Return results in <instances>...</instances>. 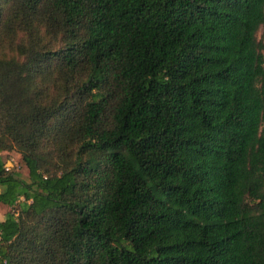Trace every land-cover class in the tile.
Here are the masks:
<instances>
[{
	"label": "trees",
	"instance_id": "16d2710c",
	"mask_svg": "<svg viewBox=\"0 0 264 264\" xmlns=\"http://www.w3.org/2000/svg\"><path fill=\"white\" fill-rule=\"evenodd\" d=\"M59 36L0 61V264H264V0H16ZM56 61L71 158L41 153Z\"/></svg>",
	"mask_w": 264,
	"mask_h": 264
},
{
	"label": "rangeland",
	"instance_id": "374dc122",
	"mask_svg": "<svg viewBox=\"0 0 264 264\" xmlns=\"http://www.w3.org/2000/svg\"><path fill=\"white\" fill-rule=\"evenodd\" d=\"M58 39V35L51 34L40 23H35L30 30H24L16 11V0H0V61L25 65L30 56L38 59V55L44 50L57 48ZM256 40L259 42L260 52L264 53V24L256 33ZM56 64L55 60L45 62L30 75L32 81L30 95L45 109L49 118L41 141V153L50 170L61 166L71 158V152L61 148L56 138L59 127L71 114V108L66 110L62 103L64 98L56 74ZM0 156L10 171L27 180L28 170L15 149L0 151ZM9 210L8 206L0 204V220Z\"/></svg>",
	"mask_w": 264,
	"mask_h": 264
},
{
	"label": "built area",
	"instance_id": "2783aa9c",
	"mask_svg": "<svg viewBox=\"0 0 264 264\" xmlns=\"http://www.w3.org/2000/svg\"><path fill=\"white\" fill-rule=\"evenodd\" d=\"M5 170H9V167H8V165H5Z\"/></svg>",
	"mask_w": 264,
	"mask_h": 264
},
{
	"label": "crops",
	"instance_id": "0c3cea01",
	"mask_svg": "<svg viewBox=\"0 0 264 264\" xmlns=\"http://www.w3.org/2000/svg\"><path fill=\"white\" fill-rule=\"evenodd\" d=\"M3 219H1L0 221H2Z\"/></svg>",
	"mask_w": 264,
	"mask_h": 264
}]
</instances>
